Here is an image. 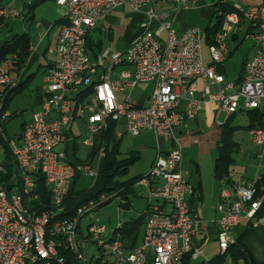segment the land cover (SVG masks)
<instances>
[{
	"label": "built area",
	"instance_id": "built-area-1",
	"mask_svg": "<svg viewBox=\"0 0 264 264\" xmlns=\"http://www.w3.org/2000/svg\"><path fill=\"white\" fill-rule=\"evenodd\" d=\"M36 1L24 0V5ZM54 1L64 21L54 50L58 59L43 75L47 94L40 110L23 123L15 138L7 136L6 124L21 113L11 114L6 98L9 91L22 84L25 66L15 75L0 65V264H69L67 252L80 264H90L85 255L87 238L102 253L109 254L111 264H172L188 252L196 258L199 247L194 248L193 242L202 229V220L190 203L194 187L182 173L181 145L175 129L193 121L208 102L216 106V117L220 113L230 117L260 108L264 97V2L242 7L234 0H217L232 4L235 12L225 16L221 32L208 47L210 63L206 65L202 56L203 32L197 27L179 32L173 17L157 15L151 8L139 25L140 32L123 53L107 49L94 60L89 57L86 36L100 18L120 8L139 12L154 0ZM169 1L178 4L177 9L194 3ZM24 17L12 6L0 8V19L4 21ZM240 18L257 28L256 52L245 63L242 80L227 81L217 72V66L229 55L228 28L238 24ZM154 20L158 21L157 26H151ZM106 58L111 59V66L93 82L91 76ZM118 66L132 70L122 69L112 78V70ZM145 83H153V89L143 104H134L129 97L117 100V94ZM88 87L89 94L82 98L80 91ZM74 105L78 106L77 112L86 114L90 133L87 144H94L92 135L104 130L109 119L117 123L124 120L130 136L150 131L171 144L169 152L158 155L149 172L136 183L146 195L147 208L141 244L130 253H126L121 241L110 242L118 234L108 232L95 215L99 206L115 194H103L80 206L71 220L54 219L62 211L72 179L86 174L94 181L104 157V149L99 147L92 161L71 164L59 150L74 121ZM248 133L259 150L258 158H263L264 121ZM7 149L15 164L12 177L6 165ZM38 176L45 180L49 205L37 188ZM221 185L219 217L215 221L219 254L235 242V227L241 220L251 221L253 227L258 225L255 215L260 208V202L253 201L254 181ZM83 221H87L85 234ZM53 236L60 239L53 240Z\"/></svg>",
	"mask_w": 264,
	"mask_h": 264
},
{
	"label": "crops",
	"instance_id": "crops-1",
	"mask_svg": "<svg viewBox=\"0 0 264 264\" xmlns=\"http://www.w3.org/2000/svg\"><path fill=\"white\" fill-rule=\"evenodd\" d=\"M190 1H194V3L189 4L187 8L179 7L180 9H177L179 5L178 4L176 5V3L170 2L169 0H154L151 5L143 8L139 12H133L127 8H120L111 15L103 16L102 18L99 19L96 27L90 30L87 34L89 39L88 43L90 45V48H87V53L89 57L94 60L97 55H99L100 53H102L104 50L107 49H109L110 52L112 53V47H113L112 45L114 42V32H115L113 26L119 23L120 20H122V22L124 21L123 24L125 25L124 26L125 34L123 37V42L125 43V50H126V48L129 46V44L134 39V37L140 32L139 25L142 21L146 20V13L150 8L153 9L157 15H166L167 18L173 17L174 26L179 32L184 31L190 27L206 28L210 24L213 15L214 4L216 0H190ZM234 1L238 2L242 7L256 5L264 2V0H234ZM34 19H35V8L32 10L31 13H29L28 20L31 24H36L37 27L42 29V31L39 32L38 36L36 37L37 40L35 45L33 44V40L31 39V52L27 60V63L25 65V68L21 74V79H22V84L26 80H28V84H27L28 87L31 79H33L35 75V73L27 71L31 66V64L37 65V72L41 71L40 85H37L34 90L36 93V97L33 108L36 109V111L34 112L36 113L37 111L40 110L41 102L46 98V94H47L43 89V84H42L43 75L45 74V71L50 67H52L58 59L54 50L57 45L59 28H60L59 20L61 18L55 24H51L50 20H48L45 17H41L37 21ZM205 19H208V22L206 24H205L206 21ZM157 25H158L157 20L152 21L151 26H157ZM204 30L202 32H204ZM256 32H257V28L252 23H250L249 21L243 18H240L238 24H231L229 26L227 31V44L229 49V55L227 59L224 61V63L221 64V67L223 69V75L227 80L225 67L227 62L231 59L233 53L235 54L240 53L239 55L240 70L236 77L227 81L236 82L240 74H242L243 76V65L256 52V42L254 40V35L256 34ZM22 33H27L29 35L27 31H24ZM103 33L107 36V39L109 40V44H111L108 45L107 47L102 46L101 43V37ZM94 47L96 48V50L94 49ZM89 50H91L90 54H89ZM123 52L116 51L115 53H123ZM209 63L210 61H208V63L205 64L207 65ZM105 69H107V67L104 66V61L102 62V65H97L95 74L91 76L92 81L94 80L96 81L98 79V76L104 73ZM122 69L132 70V68L129 66L114 67L112 70L111 77L116 78L118 72ZM152 89H153V83H145L143 85H140L139 87L129 91L130 92L128 96L129 101L137 105L143 104L147 100ZM125 94L126 93L117 94V100H124L126 97L124 96ZM77 109L78 106L74 105V113H75L74 121L72 122L64 141L59 147V150H61L65 154L66 161L69 163L88 161L90 155L92 154V148L94 146L93 144L92 145L87 144L86 143L87 139H84L83 141L76 143L73 134L74 133L73 129L76 126L75 123L77 121H81L83 122L84 125H86V116L84 117V115H81L79 112H77ZM260 110L264 113V97L260 101ZM20 113L22 115V112ZM242 113L243 112H239L235 114L234 118L236 117L238 118V116ZM228 118L229 117H226V115L223 113H220L218 117H216V106L208 102L204 105L203 109L198 113L197 117L193 121L188 122L186 125H182L176 128L175 135L178 138V141L182 137L191 135L193 137L192 143L194 145H198L199 141L197 139V136L201 138V134H203L204 129L207 128L211 129L215 127L221 128V126L227 121ZM25 121L28 120H24L23 123ZM119 121L120 122H118L117 124L116 134L114 137V140L119 141V151H120L119 158L124 159V158H128L131 155H137L136 157L138 160L140 158L139 151H137L136 153H134L135 151H130V152L128 151L129 148L132 146L131 144H133V142L131 140H129V142L128 140H125L130 135L126 133L124 120H119ZM217 121L221 123L223 122L222 125H219ZM247 125H248V120L245 126ZM245 132L247 134L249 144L252 146V148L244 147L241 145L240 142L235 141L238 144L237 146L238 150L234 155L235 164L231 168V172H230L231 181L240 184H246L255 181L261 175L264 167V155L263 158H258L259 150L251 141L248 133L249 131L245 130ZM98 136H99V132L92 135L94 143L97 140ZM130 137H135V136H130ZM137 137L152 138L147 146V148H150L151 150L149 156L151 159L150 168L158 155L165 154L169 152V150L171 149V144L169 143V140L167 138L157 137L154 135V133L150 131L144 132L138 135ZM218 142L219 140L216 143L217 146H218ZM122 143H124L123 146ZM128 145L130 146L128 147ZM143 145L144 144L142 143L139 144L140 147H144ZM124 148L125 151L123 150ZM140 150H142V148ZM241 153L243 154L244 158L247 159L249 157L250 161L248 162V166L244 167L245 169L244 172L236 174V171L234 169V166L237 165L236 156ZM217 156H218V150H217L216 158ZM181 167H182L181 169H183V163ZM212 167L214 168V166ZM213 168H212V173L209 176H207L206 179L203 178L200 172L199 165L196 162H193V168L190 170V172H188L189 173L188 176L184 175V172L182 171L184 177L194 187V194L191 197L190 203L193 210L196 212L197 215H199L200 219L202 220V229L193 242L194 248L199 247V255L196 258H193L191 255L189 264H206L208 261H210L219 254L218 245L216 241L217 227L215 225V221L219 217V213L217 211V205L219 203L222 185L215 178L213 174ZM146 208H147V203L144 209L141 212H138L139 214L137 215V218L145 213ZM110 224L111 221L110 219H108L106 225L108 228V232L115 231L121 225L120 224L117 227L111 228ZM246 224H247L246 220L240 221V223L235 227V231H234L235 236L240 235L244 232ZM143 231H144V224L141 227V230L139 231V234L137 236V246L141 244ZM244 242L245 245L249 248L250 252L252 253L255 261L257 263L264 264V214L260 218L258 225L248 233ZM198 259H200L201 261L198 262L197 261Z\"/></svg>",
	"mask_w": 264,
	"mask_h": 264
},
{
	"label": "trees",
	"instance_id": "trees-1",
	"mask_svg": "<svg viewBox=\"0 0 264 264\" xmlns=\"http://www.w3.org/2000/svg\"><path fill=\"white\" fill-rule=\"evenodd\" d=\"M4 1L5 0H0V8L6 6ZM43 1L45 0H38L32 5L27 6L28 13H31L32 10ZM234 12L235 10L232 4L222 3L221 1L215 2L210 24L203 32V42L208 47L214 44L216 35L221 32L225 21V16ZM63 22L64 21L60 19L59 25L63 24ZM7 24V21L0 19V34L2 38L0 39V65H3L9 71L14 72V74L17 75L25 66L29 58L31 52V37L27 33H14L13 27L8 26ZM88 40V36H86V49L90 48ZM217 72L223 74L221 65L217 66ZM241 80L242 74L239 75V78L236 82H240ZM93 82H95V80ZM27 84L28 80L9 91L6 98L7 105L15 95L21 94L25 90ZM90 88L91 87H88L80 91V95L83 94L82 98L89 94ZM243 113H245L248 120L247 126L241 127L238 125H233L232 122L235 115L230 116L221 126V136L217 146L218 156L215 159L213 174L220 183L223 182L227 186H231L234 183L230 179L231 168L235 164L234 155L238 150V144L233 139L234 132L240 128H244L248 131L253 128H258L264 121V113L260 110V108L244 111ZM116 129V121L111 119L106 121V128L99 132V136L93 144L94 146L92 148V154L88 160L92 161L95 159L99 147H103L104 157L99 163L96 179L93 181V184L90 188L76 191L74 189V184L79 177V175H76L67 186V191L62 204V211L55 215V220H71L74 217L76 210L80 206L88 202L98 200L103 194L110 195L117 193L116 196H120L123 200H130L129 193L138 180L142 178V176H137L122 183L116 180L118 177H122L124 174H126L128 166L137 158L136 155H131L124 159L119 158V141L114 140ZM6 156L8 162V164H6L7 170L10 173V177H12L15 164L8 149L6 150ZM36 185L43 197L42 200L47 205H49L50 201L48 196V188L46 187L44 178L38 176L36 179ZM254 189L255 193L253 196V201L260 202V208L256 212L255 216L260 220L264 214V167L261 175L254 181ZM116 196L114 195L113 198ZM113 198L105 200L99 206V208L109 204ZM47 208L49 209L51 207L48 206ZM246 221L247 224L244 232L235 236V242L231 244L223 254H218L206 264H260L255 261L252 253L244 242L248 233L254 228L251 221ZM144 223L145 215L143 214L135 220L121 224L119 228L115 230V234H118V236H113L110 238V242L116 240L121 241L123 249L126 251V253H130L135 247H137V236ZM51 239L59 240L60 238L53 236ZM86 242L92 241H89L87 238ZM98 249L99 255L91 259L90 264H111V258L109 257V254L106 255L105 252L102 253L100 248ZM191 253L192 252L186 253L178 262H173L172 264H189ZM66 255L69 264H80L72 253L67 252Z\"/></svg>",
	"mask_w": 264,
	"mask_h": 264
},
{
	"label": "rangeland",
	"instance_id": "rangeland-1",
	"mask_svg": "<svg viewBox=\"0 0 264 264\" xmlns=\"http://www.w3.org/2000/svg\"><path fill=\"white\" fill-rule=\"evenodd\" d=\"M217 1V0H216ZM4 3L6 5L12 6L14 8L19 9L24 15L25 18L23 19H13L7 21L8 26L13 27L14 33H22L24 31H27L33 40V44H36V37L38 36L39 32L42 31L41 28L37 27L36 24H31L28 20V7L24 5V0H5ZM41 17H45L48 20H50L51 24H55L61 17H62V11L61 9L56 5L54 0H45L43 2H40L35 7V19L39 20ZM121 19V18H120ZM205 24L208 22V19H205ZM124 21H119L116 25L113 26L114 29V42L112 47V53H115L116 51L123 52L125 50V43L123 42V37L125 34V25L123 24ZM201 31L205 29V27H199ZM0 39L1 34H0ZM101 43L102 46L107 47L109 44V40L107 39V36L103 33L101 37ZM96 50V48L94 47ZM91 53V50H89V54ZM240 53H233L231 59L226 64V78L227 80H231L234 77L238 75V72L240 70V59H239ZM202 56L203 61L205 63H208L210 61V55L208 46L203 42L202 45ZM111 59L106 58L104 59V66L109 68L111 66ZM28 72L35 73L34 78L31 79L28 87L21 93L15 95L8 104V110L11 114L16 115L18 112H22V115L14 116L10 118V120L6 124V134L9 138H15L22 129V123L24 120H29L32 118L34 112L36 109H34V103H35V87L37 85H40V78H41V71L37 72V65L31 64ZM26 71V73H27ZM137 91V90H136ZM126 94L124 96H129V91L125 92ZM86 116L85 113L81 114ZM222 118V117H221ZM120 122V121H119ZM223 123V122H222ZM118 124V123H117ZM233 125H239V126H245L247 124V117L245 113H242L238 116V118H234ZM75 127L73 129L74 138L76 140V143H79L83 141L84 139L89 138L90 133L88 132V129L86 125L83 124L81 121H77L75 123ZM221 128L215 127L211 129H204L203 134H201V138L197 136V139L199 141L198 145H194L193 137L191 135H188L186 137H182L179 139V142L181 143V158L183 163V169L184 175L188 176V172L193 168V162L198 163L200 172L204 179L207 178L212 173V166L215 163V158L217 155V141L220 139L221 136ZM176 134V130H175ZM150 138V137H149ZM148 137H127L125 140H131L133 144L129 148L130 151H139V159H135L134 162H132L128 166V170L126 174L122 177H118L116 180L118 182H125L127 180H130L132 178H135L137 176H144L146 175L150 170V148H147L148 144L150 143L151 139ZM73 139V138H72ZM178 139V138H177ZM233 139L237 142H240L242 146L252 148V146L249 144V140L247 137V134L245 132L244 128H240L236 130L233 134ZM144 144V147H140L139 144ZM201 143V146H200ZM135 144V145H134ZM124 143H122V146ZM130 145H128L129 147ZM142 148V150H140ZM200 148V149H198ZM125 151V148L123 149ZM137 156V155H136ZM249 159V160H248ZM243 161V162H242ZM250 161V158L247 159L244 158L243 154H238L236 156V163L237 165L234 166V169L236 171V174L244 172V167L248 166V162ZM251 164V163H250ZM93 184V178L86 174L79 175L77 181L74 184V189L76 191H81L87 188H90ZM140 187H138L136 184L133 186V189L129 193L130 200H123L120 196H116L117 193H114L116 197H114L111 202L103 207H101L99 210L95 212V215L99 218L100 223L103 225H107L108 219L111 221V228L117 227L122 223H126L130 220H135L137 218L138 212H141L144 207L146 206L147 199L146 195L141 191ZM142 194V195H141ZM112 195V194H110ZM162 203V201H160ZM86 225L87 221H83L82 224V231L85 234L86 233ZM85 255L87 260H91L99 255V249L98 246L93 242H87L85 245ZM198 262L201 260L198 259Z\"/></svg>",
	"mask_w": 264,
	"mask_h": 264
}]
</instances>
